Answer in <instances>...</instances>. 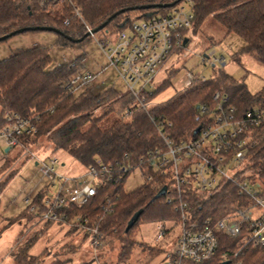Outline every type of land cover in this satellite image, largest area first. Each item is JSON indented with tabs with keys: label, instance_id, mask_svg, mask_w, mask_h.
Returning a JSON list of instances; mask_svg holds the SVG:
<instances>
[{
	"label": "trees",
	"instance_id": "1",
	"mask_svg": "<svg viewBox=\"0 0 264 264\" xmlns=\"http://www.w3.org/2000/svg\"><path fill=\"white\" fill-rule=\"evenodd\" d=\"M17 1L0 0V37L27 27H52L59 31L55 33L56 45L77 49L91 38L85 37L86 27L92 31L106 23L98 32L118 33L130 27L136 20L165 15L184 0L177 3V0H58L48 11H37L29 5H23L20 11H16L14 5ZM189 1L194 16L192 33L195 34L210 17L224 29L225 36L234 34L242 40V47L231 55L232 61L240 64L241 57L250 56L264 66V0ZM173 3H176L173 7H163ZM28 32L37 31L24 33ZM82 60L77 57L74 66L60 63L49 69L52 63L49 49L37 46L0 61V127L4 123L2 116L6 111L31 119L36 127L35 133L18 138L20 146L31 149L43 138L54 152L65 153L83 168L95 165L99 160L102 163L116 164L119 171L124 164L137 166L139 159L150 149L162 147L151 117L171 122L168 133L179 142L191 137L197 126L195 118L200 112L196 107L204 105L210 110L213 107L212 96L217 91L228 97L238 115L264 104V84L260 92L252 94L243 82L233 79L222 69L212 71L206 81L196 80L169 100L150 106L147 110L136 107L133 96L122 94L113 88L98 93L90 89L76 94L66 93L62 88L63 84L82 69ZM173 73L174 70H169L168 77ZM168 83L169 79L164 80L152 95L146 96V100H151ZM127 108H132V113L125 117L122 113ZM98 111H101L100 115L96 114ZM250 140L256 143L249 148L241 172H250L248 178L258 180L264 187V127L254 129ZM22 152L23 149L18 147L15 158ZM15 158L4 160L0 166V175L8 168V164L15 162ZM24 159L27 161V158ZM26 161L23 160L22 165ZM139 166L143 168L145 175L151 174L146 165ZM18 172L19 169L12 171L8 175V181ZM125 179L124 176L121 180L106 183L81 208H63L57 211L65 214L67 218L81 216L95 223L102 234L101 247L111 244L112 241L117 242V264L129 260L135 245L131 239V231L141 218L162 220L176 219L177 216L171 205L165 203L163 196L155 199L163 185L161 178L152 175L151 181H144L129 191L124 190ZM3 184L0 185V193L5 186ZM47 190L48 187L44 186L32 199V204L40 207L36 214L31 216L25 208L14 218H40L41 213L46 210L42 206V200L44 191ZM237 200L238 195L230 186H224L218 193L206 199L191 193L187 198L194 214L211 217L212 220L227 214L231 209L230 204ZM108 205H111V210L105 211ZM139 210L141 214L137 222L125 232L127 223ZM14 218H10L8 224L14 223ZM73 231L78 232L75 227L69 230L70 233ZM36 240L37 236L34 235L23 243H16V249L10 253L14 264L42 263L41 255H30V249ZM234 247L235 241L219 236L217 252L211 260L203 263L185 261L181 264H222V253L232 251ZM144 248L146 257L136 264H148L154 257L168 250ZM241 262L264 264V247L245 251Z\"/></svg>",
	"mask_w": 264,
	"mask_h": 264
},
{
	"label": "built area",
	"instance_id": "2",
	"mask_svg": "<svg viewBox=\"0 0 264 264\" xmlns=\"http://www.w3.org/2000/svg\"><path fill=\"white\" fill-rule=\"evenodd\" d=\"M56 1L38 0L40 5H52ZM183 2L188 5L187 8L182 5ZM193 17L191 2L184 0L165 15H153L132 22L130 27L116 33L111 39L97 40L88 27L86 31L96 39L109 65L125 83V94L136 99V107L147 110L151 100L147 101L146 96L155 91L152 85L167 60L188 43L186 33L191 28ZM201 62L212 71L221 70L226 65L224 55L217 54L215 50L202 55ZM63 63L74 66L76 59L71 62L64 59ZM105 69L97 72L81 69L62 88L66 93L73 94L91 89L94 84L103 83L101 74ZM196 80L206 81L207 78L187 72L184 88ZM212 102L210 110L204 105L196 107L200 112L195 118L197 126L191 137L179 142L168 133L171 122L151 117L163 145L150 149L134 167L124 164L117 171L116 164L97 160L95 165L83 168L82 174L67 176L59 173L60 163L55 157L40 160L32 155L30 161L35 163L41 178L48 182L45 185L48 190L44 191L42 200L46 210L41 213L40 219L75 227L86 235L93 250L97 251L102 246V234L96 224L81 216L67 218L57 211L83 207L106 183L121 180L124 176L127 178L139 173L143 181L149 182L152 175H156L162 179V187H166L163 196L165 203L171 205L177 215L174 220L177 236L173 246L165 253L164 264L211 260L217 252L219 236L235 241L232 251L222 253L221 262L241 264L245 251L264 247V187L258 180L249 179V172H241L249 148L256 143L250 140L253 130L264 127V104L238 115L236 108L221 91L213 94ZM131 113L132 108H127L123 115L126 117ZM2 119L1 158L5 160L18 147L23 149L21 156L27 157L29 151L20 146L18 138L36 132L31 119L8 111L4 112ZM141 164L146 165L151 174L143 175ZM54 186L56 190L51 192L50 187ZM224 186L233 187L238 195V200L230 204L231 209L227 214L212 220L211 217L205 218L192 212L187 201L190 193L206 199ZM34 195L30 194L24 199L26 208L32 214H36L40 208L32 204ZM109 210L111 205L105 208V211ZM165 235L167 230L161 226L155 242H160Z\"/></svg>",
	"mask_w": 264,
	"mask_h": 264
},
{
	"label": "rangeland",
	"instance_id": "3",
	"mask_svg": "<svg viewBox=\"0 0 264 264\" xmlns=\"http://www.w3.org/2000/svg\"><path fill=\"white\" fill-rule=\"evenodd\" d=\"M23 5H29L37 11H48L51 7L48 3L40 5L38 0H18L14 5L15 10L20 11ZM182 5L186 8L188 6L184 2ZM224 33V29L210 17L203 22L195 34L190 28L186 33L188 43L184 49L176 51L157 75L152 85L153 89H158L166 79H169V83L160 88L154 95L151 99V106L163 103L183 90L187 72L203 75L209 79L212 75V69L202 64L201 57L210 50H215L217 54L224 55L226 65L222 70L225 73L233 79L243 82L250 93L260 92L264 84V66L258 64L250 56L241 57L240 64L232 61L231 55L239 51L243 42L234 34L225 36ZM115 34L113 31H103L95 33V38L97 40L111 39ZM96 39L90 38L81 47L69 49L56 45L57 35L51 31L16 34L0 42V61L32 47H45L49 49L52 58L49 69L63 63L64 59L71 62L80 57L83 59L82 71L97 72L101 68H106L101 74L103 83L94 84L90 89L91 91L98 93L107 88H113L122 94L125 93V83L114 68L109 65ZM169 70H174L170 77H168ZM100 113L101 111H98L96 114L100 115ZM28 151L27 157L20 155L15 158L17 156L16 151L8 154L6 159L15 158V162L7 163L8 168L0 175V185L5 181L3 184L5 186L0 193V264H14L10 253L16 249V243H23L27 239L33 238L34 235L37 236V240L30 249V255L36 257L41 255V264H117L119 245L115 241L101 247V250L94 251L83 232H69L74 227L70 228L64 223L52 221L50 224H46L44 220L38 217L32 220H28L27 217L14 218L26 208L24 199L30 194H35L48 183L41 178L34 162L30 161L32 155L40 160L55 157L60 164H64V166L58 167V171L62 175L74 176L83 173L82 166L65 153L54 152L51 145L43 138ZM24 158H27V161ZM23 160L26 162L22 165ZM3 162L4 159L1 158L0 150V166ZM18 169L17 175L8 181V175ZM143 175H145L144 172ZM143 182L139 173H133L125 179L124 190H132ZM55 190V186L50 187L51 192ZM30 215L33 216L32 213ZM10 218H14V223L8 224ZM174 220L173 218L162 220L141 218L131 231V239L135 245L130 258L121 264H136L143 260L146 257L144 247L171 248L178 231L174 225ZM161 226L167 230V235L160 242H155ZM165 255V253L157 255L148 264H164L166 262Z\"/></svg>",
	"mask_w": 264,
	"mask_h": 264
},
{
	"label": "water",
	"instance_id": "4",
	"mask_svg": "<svg viewBox=\"0 0 264 264\" xmlns=\"http://www.w3.org/2000/svg\"><path fill=\"white\" fill-rule=\"evenodd\" d=\"M181 1H182V0H177L176 3H177V2H181ZM176 3L170 4V5H164L163 7H165V8H166V7H173ZM105 24H106V23L102 24V25H101L100 27H98L97 29L92 30V31H91V34H95V33H97L99 30L103 29V27L105 26ZM26 31H51V32H54V33H59L58 30H56V29H54V28H52V27H34V28H29V27H27V28L18 29V30H16V31H13V32L7 34V35H4V36L0 37V42L6 40V39H8V38H10V37H12V36H14V35H16V34H21V33H24V32H26ZM89 35H90V33H86V34H85V37H86V36H89ZM76 41L79 42L80 40H76ZM186 43H187V39L184 40V44H186ZM165 193H166V187H162V188L158 191V193L156 194L155 199L164 196ZM140 214H141V210H139V211H137L136 213H134V215L131 217V219L129 220V222H128L127 225H126L125 232H128V231L132 228V226L137 222V220H138ZM222 264H229V262H223Z\"/></svg>",
	"mask_w": 264,
	"mask_h": 264
},
{
	"label": "crops",
	"instance_id": "5",
	"mask_svg": "<svg viewBox=\"0 0 264 264\" xmlns=\"http://www.w3.org/2000/svg\"><path fill=\"white\" fill-rule=\"evenodd\" d=\"M35 164V163H34ZM36 166V165H35ZM60 166H64V164L62 163V164H60Z\"/></svg>",
	"mask_w": 264,
	"mask_h": 264
}]
</instances>
